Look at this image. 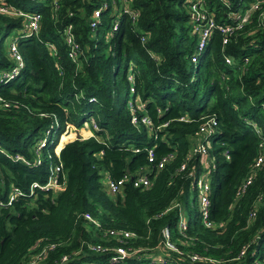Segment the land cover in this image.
I'll return each instance as SVG.
<instances>
[{"label": "trees", "instance_id": "obj_1", "mask_svg": "<svg viewBox=\"0 0 264 264\" xmlns=\"http://www.w3.org/2000/svg\"><path fill=\"white\" fill-rule=\"evenodd\" d=\"M193 1L6 0L40 20L27 34L21 16L0 13V97L7 102L0 103V264H264V161L236 194L264 135V25L254 12L227 42L214 28L195 51ZM246 1L201 0L217 23ZM67 25L78 64L67 56ZM11 39L22 65L6 77ZM132 114L149 124L134 125ZM210 116L215 125L201 138L213 163L206 226L196 209L191 182L200 161L191 148ZM67 122L86 123L90 135L70 138ZM149 147L155 161L172 156L156 168L147 162ZM50 164L58 165L59 186L31 188L45 182ZM145 167L148 185L128 178L120 191L107 190L106 177H133ZM12 187L19 193L7 202ZM163 227L177 251L164 246ZM95 244L106 249L89 248ZM116 246L132 252L116 256Z\"/></svg>", "mask_w": 264, "mask_h": 264}, {"label": "built area", "instance_id": "obj_2", "mask_svg": "<svg viewBox=\"0 0 264 264\" xmlns=\"http://www.w3.org/2000/svg\"><path fill=\"white\" fill-rule=\"evenodd\" d=\"M263 0H247L246 2H243L244 8L243 9H237V10H231L228 12L227 16L229 17V20L227 22L223 23H217L212 14L206 10L201 0H194L191 3V28L190 31L192 34L196 36V44H195V51L199 50L203 45L206 43L207 39L209 38V35L212 31V29L216 28L218 29L222 36H221V43L227 42V40L230 38V36L235 33L237 30H239L251 17L252 13H256L257 18L261 24L264 25V6L262 5ZM105 4H101L99 9H94L93 14L91 18L89 19V25L93 28L97 24V19L99 15V10L102 8ZM124 11H127L129 16L132 18L136 15L135 11L129 10L128 8L124 7ZM0 13L13 15V16H21L22 17V28L21 31L30 34L32 32H36L40 20V13L39 12H24L20 9H16L11 4L7 3L6 0H0ZM116 26V21L113 22V28ZM63 39L67 47V56L70 58L71 61L76 62L75 64H78V54H79V46L75 39L73 38V34L70 31V25H67L63 30ZM8 49L10 52V55L12 56V59L14 61V65L12 68L6 72L3 73L2 76L10 77L12 75H15L18 71V69L22 65V60L20 57V54L17 50L16 43L14 39L9 40L8 42ZM193 52V54L190 56V59L192 61H195L196 58V52ZM246 60V58H245ZM224 61L226 63L230 62V58L227 55H224ZM129 91L132 92V87L129 88ZM137 104L136 107H141V103L139 99H135ZM0 103L4 106L7 105V102L3 101V99L0 97ZM131 103V100H128V104ZM133 112V111H132ZM131 123L136 125L138 122H141L145 125L149 124V119L145 115H141L139 119L136 118L134 114L131 115L130 119ZM71 126L70 123H66L65 127ZM215 125V119L213 116H210L206 118L203 123L199 126L197 132L195 133V144L191 148V152L198 153L199 155V161H200V169L197 174H195L193 180H192V186L194 187L195 191V200H196V209L199 215V218L201 222L206 226H211V222L207 219L208 214V203H209V190H210V178H211V169L213 167V163L211 158L208 156L206 152L205 143L203 142L204 137H206V134H208L211 129H213V126ZM96 122L91 125V127H95ZM255 132L257 134L260 133L259 129L255 127ZM203 137V139H201ZM45 144L44 138H40L38 140L37 148L40 146H43ZM58 150H55L57 152ZM171 154H168L167 156H164L160 158L159 160H154V156L152 154V148L149 147L147 149V162H155V167L160 168L162 167L163 163H165L169 158H171ZM18 157V156H16ZM205 157V160L203 159ZM228 156L225 155V158ZM264 161V135L261 136L259 144H258V150L257 154L253 159V162L247 171L246 175L241 180L237 190L236 194L238 195L239 192L244 190V188L250 183L252 180V177L254 175V172L256 169L260 167V164ZM39 162V159H36V163ZM150 167V166H149ZM184 167V163L180 164V169ZM48 176L42 184H39L37 182H32L30 184L31 188L33 187H40V188H57L59 186L57 179H56V171L58 170V165H49L48 166ZM130 179L133 186H145L149 184V177H148V168L145 167L139 171H137L133 177H130V175L123 174L122 176L112 179V178H105V185L109 192L115 193L120 191L124 181L126 179ZM19 193V190L16 187H12L8 197L7 202H9L16 194ZM83 217L86 219L91 220L90 216L86 213L83 214ZM177 228L179 231H182L185 229L186 223L185 218L183 215V212L178 210L177 215V222H176ZM110 233H112V230H110ZM122 235L125 237H128L132 235V232H129L127 230L122 232ZM162 236L164 239V246L167 248H170L171 250L177 251L176 247L169 241V233L167 227L162 228ZM89 248L93 250H104L106 249L103 246H100L99 244L95 245H89ZM116 256L123 257L126 255H129L132 251H128L123 246H116L114 248ZM65 255L61 257V260L65 259ZM196 256L192 255V258ZM114 258V257H113ZM33 260H30L24 264H31Z\"/></svg>", "mask_w": 264, "mask_h": 264}, {"label": "rangeland", "instance_id": "obj_3", "mask_svg": "<svg viewBox=\"0 0 264 264\" xmlns=\"http://www.w3.org/2000/svg\"><path fill=\"white\" fill-rule=\"evenodd\" d=\"M115 61H116V58L113 56L112 57V63L113 64H115ZM88 123V122H87ZM93 123H95V120L94 119H92V118H90L89 119V125L91 126ZM65 129V134L67 133V134H69L70 132H72L73 133V135L75 136L76 134H78L79 136H82V135H86V134H88V128L86 127V123H85V126H83V127H80V128H77L76 129V127L75 126H67V127H65L64 128ZM61 136V135H60ZM60 136H59V138H58V141L60 140ZM74 136H72V137H70V138H74ZM69 139V138H68ZM67 139V140H68ZM58 141L56 142V144H55V146H54V150H58V149H56L57 148V144H58ZM65 141V140H64ZM63 141V142H64ZM62 142V143H63ZM206 144H208L207 143V141H206ZM205 147H206V145H205ZM203 159L205 160V157H203Z\"/></svg>", "mask_w": 264, "mask_h": 264}, {"label": "crops", "instance_id": "obj_4", "mask_svg": "<svg viewBox=\"0 0 264 264\" xmlns=\"http://www.w3.org/2000/svg\"><path fill=\"white\" fill-rule=\"evenodd\" d=\"M76 129H77V128H76ZM88 135H90V131H89V129H88V134H86L85 136L82 135L81 137H86V136H88ZM69 139H70V138H69ZM66 141H67V140H65L64 142H66ZM64 142H63V143H64ZM63 143H62V144H63Z\"/></svg>", "mask_w": 264, "mask_h": 264}, {"label": "water", "instance_id": "obj_5", "mask_svg": "<svg viewBox=\"0 0 264 264\" xmlns=\"http://www.w3.org/2000/svg\"><path fill=\"white\" fill-rule=\"evenodd\" d=\"M80 136L78 135V134H76L75 136H74V138H79Z\"/></svg>", "mask_w": 264, "mask_h": 264}]
</instances>
